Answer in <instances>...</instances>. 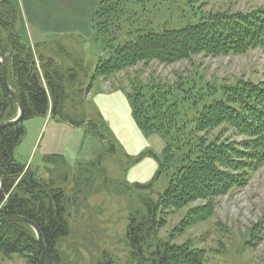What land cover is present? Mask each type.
I'll return each mask as SVG.
<instances>
[{
	"label": "trees",
	"instance_id": "obj_1",
	"mask_svg": "<svg viewBox=\"0 0 264 264\" xmlns=\"http://www.w3.org/2000/svg\"><path fill=\"white\" fill-rule=\"evenodd\" d=\"M214 1L219 0H188L186 3L194 8ZM96 2L92 16L94 38H101L111 54L108 59L98 61L86 90L81 87V93L77 91L72 95L70 90L76 87L77 69L62 72L53 58L36 56L35 50L23 41L16 8L10 0L0 3V57L7 60L8 82L24 106L22 122L0 129V178L4 181L0 219L17 216L35 223L52 264H60V246L71 235L70 210L78 200L83 169L101 170L106 157L118 153L116 140L103 135L102 117L95 120L76 113L78 108L84 107L83 97L93 82L109 79L141 63L171 65L191 61L198 55L238 56L253 50L264 51V8L249 13L201 12L196 22L180 29L150 31L138 35L133 42L115 47L105 39L119 29V21L125 14L124 4L122 0ZM198 9L200 7L196 11ZM131 86L127 97L136 126L146 137L156 134L165 143L162 161L153 152L148 153L158 164L155 178L158 179L165 168L174 170L170 184L157 200H142L145 215L130 217L126 240L131 264H206L207 252L194 248L190 242L176 245L158 237L165 224L163 213L204 202L191 209L181 222V229L186 230L214 216L217 198L245 187L249 173L264 161V82L255 85L238 81L235 85L221 86L219 92L217 89L215 92L214 87L197 89L194 99L201 98L199 95L205 91V102H209L200 109L198 101L191 108L189 97L190 91H195L193 86L137 83ZM70 98L74 101L69 110ZM48 115L96 138L103 147L101 155L91 163L74 167L62 156L46 157L47 179L18 163L14 156L26 135L24 123ZM17 116L18 107L3 86L0 65V122L12 121ZM223 126L248 140L237 144L223 139L220 133L213 136L212 132ZM144 155L147 156L130 159L135 164ZM63 168L73 172L72 197L55 179ZM59 177V180H69V176ZM135 187L150 190L152 184ZM0 255L9 260L18 257L26 264H47L35 232L23 223L0 225ZM103 260L101 264H111L106 256Z\"/></svg>",
	"mask_w": 264,
	"mask_h": 264
},
{
	"label": "rangeland",
	"instance_id": "obj_2",
	"mask_svg": "<svg viewBox=\"0 0 264 264\" xmlns=\"http://www.w3.org/2000/svg\"><path fill=\"white\" fill-rule=\"evenodd\" d=\"M187 1L122 0L125 14L119 21V29L106 35L108 38L105 40L117 47L133 42L138 35L150 31L159 33L166 28L180 29L189 25L190 22H196L203 12L249 13L264 8V0H219L205 6L198 4L194 8L189 7ZM199 7L200 9L196 11ZM49 39L50 41L44 46L33 49L36 56L53 58L62 72L77 69V73L79 72L77 83L76 87L74 85V88L70 90L71 95L77 91L81 93V87L86 90L91 83L98 61L108 59L111 54L105 43L100 40L101 38L95 39L94 36L84 39L70 34L68 37L52 36ZM80 69H84V73ZM238 81L255 85L264 82L263 50H253L238 56L198 55L191 61L171 65L158 62L141 63L109 79L100 78L94 81L83 97L86 101L84 107L78 108L76 113H83L89 118L101 120L102 116L99 115L98 110L94 109L92 103H88V95L91 99L102 90L111 88L126 91L128 95L132 91V83L146 86L153 84H180L189 88L193 86L195 91H190L189 97L191 108L198 101L200 109L209 102H205L207 99L205 91L199 95L201 98L194 99L197 89L214 87V91L217 89L219 92L221 86L235 85ZM72 99L68 101L69 110L72 106L71 102L74 101ZM102 120L105 122L103 135L109 140H116L118 153L113 157H106L102 162L103 174L99 169H83L78 190L80 193L76 196L78 200L74 208L70 210L71 235L60 246V264H101L104 262V256L110 260L111 264H131L130 248L126 240L130 217L145 215L142 200L146 198L157 200L174 176L173 169L165 168L158 179L155 175L144 182H132L128 177L129 170L145 158H151L149 152H153L160 160L162 159L164 140L156 134L147 136L148 148L133 156L128 154L116 139L103 117ZM219 133L223 139H230L237 144L248 140V137L237 135L224 126L212 132L213 136ZM142 135L146 137L143 133ZM143 154L147 156L144 155L141 161L133 164L130 158L137 159ZM153 160L157 163L155 159ZM62 170H64L61 171L62 173L56 174V182L72 197L73 172L68 168ZM45 171L39 172L41 176L38 175L39 173L37 175L47 179L48 175ZM59 176H69V180H59ZM137 184L141 186L152 184V188L139 190L135 187ZM214 202V216L186 230L181 229V222L191 209L203 205L204 202H194L180 210H164L165 224L159 230L158 237L176 245L190 242L194 248L207 252L206 264H264V161L249 173L245 187L235 189ZM0 264L26 263L18 257L9 260L0 255Z\"/></svg>",
	"mask_w": 264,
	"mask_h": 264
},
{
	"label": "crops",
	"instance_id": "obj_3",
	"mask_svg": "<svg viewBox=\"0 0 264 264\" xmlns=\"http://www.w3.org/2000/svg\"><path fill=\"white\" fill-rule=\"evenodd\" d=\"M10 1L19 14L18 27L23 41L31 48L44 46L52 36L68 37L71 34L84 39L94 36L92 16L96 0ZM87 98L128 154L136 156L148 148V138L133 121L126 91L111 88ZM24 126L26 135L14 157L33 172L47 170L45 158L49 156H62L69 166L74 167L93 162L103 150L102 144L84 130L59 122L50 115L28 120ZM157 171L158 164L147 157L129 170L128 177L132 182H144L153 178Z\"/></svg>",
	"mask_w": 264,
	"mask_h": 264
},
{
	"label": "water",
	"instance_id": "obj_4",
	"mask_svg": "<svg viewBox=\"0 0 264 264\" xmlns=\"http://www.w3.org/2000/svg\"><path fill=\"white\" fill-rule=\"evenodd\" d=\"M4 0H0V3L3 2ZM12 46V44H11ZM13 52V49H12ZM0 65H1V78H2V82H3V86L5 88V90L8 92V94L11 96V98L15 101V103L18 106V116L12 120V121H7V122H0V129H5L8 127H12L16 124H19L20 122L23 121L24 118V106L22 104V101L20 99V97L18 96V94L11 88L8 79H7V73H6V65H7V60L6 59H1L0 60ZM4 188V181L2 178H0V194L2 192ZM3 223H23L28 225L29 227L32 228V230L35 232L36 237H37V242L39 244V246L41 247L44 256L46 258V262L47 264H52L51 260H50V255H49V251L46 247V245L44 244L43 238H42V234L39 230V228L36 226L35 223H33L32 221H29L23 217H8V218H2L0 219V225Z\"/></svg>",
	"mask_w": 264,
	"mask_h": 264
},
{
	"label": "bare ground",
	"instance_id": "obj_5",
	"mask_svg": "<svg viewBox=\"0 0 264 264\" xmlns=\"http://www.w3.org/2000/svg\"><path fill=\"white\" fill-rule=\"evenodd\" d=\"M1 59H5V58H2V57H1ZM12 100H13V99H12ZM13 101H14V100H13ZM14 102H15V101H14ZM22 104H23V103H22ZM16 105H17V104H16ZM17 107H18V106H17Z\"/></svg>",
	"mask_w": 264,
	"mask_h": 264
}]
</instances>
